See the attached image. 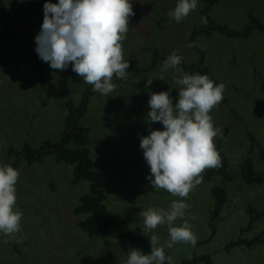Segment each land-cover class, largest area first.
Returning <instances> with one entry per match:
<instances>
[{"label": "rangeland", "instance_id": "rangeland-1", "mask_svg": "<svg viewBox=\"0 0 264 264\" xmlns=\"http://www.w3.org/2000/svg\"><path fill=\"white\" fill-rule=\"evenodd\" d=\"M10 22L18 34L0 42V166H11L15 151L24 144L36 150L44 142L55 143L64 128V103L78 104L87 86L69 65L65 71L53 70L35 51V37L43 23L45 2L58 0H2ZM135 15L129 19V30L122 41L125 61L133 66L147 67L153 53L169 57L173 52L184 61L195 62L197 54L189 45L193 28L204 26L197 8L177 23L169 17L178 0H131ZM249 15L262 21L264 0H218L210 11V20L227 29L242 32ZM22 34L29 47L24 49ZM194 44L201 50L203 66L218 84L225 85L223 100L214 107L212 116L218 135L216 151L224 153L227 170L233 180L227 186V202L214 221L215 231L205 244L192 246L176 243L164 248L180 264L191 256L208 254L212 264H264V240L251 248L243 246L223 251L229 241L241 237L249 240L264 229V216L252 222L241 235L249 217L263 205L264 185L249 187L239 177L238 165L248 155L259 172L257 148L250 153L244 127L264 149V31H252L246 38L211 33L197 36ZM39 74L36 72V67ZM43 80L40 88L38 78ZM176 69L153 70L139 74L127 73V79L114 77L115 90L108 95L92 94L79 125L88 128V150L93 170L103 176V204L106 213L121 218L126 227L150 240L159 238V246L170 239L168 226L160 225L147 236L143 234L141 211L148 208L168 210L176 197L156 189L146 177L150 167L140 148V137L151 130H164L159 122H147L150 93L170 92L173 104L178 100L181 78ZM153 80L146 88L147 80ZM219 145V147H218ZM12 150L8 154V151ZM19 172L14 210L23 213L21 232L15 238L0 234V264H126L132 250L127 242L113 238L88 237L76 225L85 215H74L72 209L80 196L88 193V183L71 184L72 166L57 163L53 154L27 164L18 160ZM220 178L194 187L183 202L188 204L185 216L197 242L208 237L209 211L212 208L210 188ZM196 217L192 219V217ZM8 240L5 243V240ZM19 241V242H17ZM196 242V243H197Z\"/></svg>", "mask_w": 264, "mask_h": 264}, {"label": "clouds", "instance_id": "clouds-1", "mask_svg": "<svg viewBox=\"0 0 264 264\" xmlns=\"http://www.w3.org/2000/svg\"><path fill=\"white\" fill-rule=\"evenodd\" d=\"M197 2L178 0L169 17L181 22L197 8ZM43 13L35 51L51 69L65 71L71 65L84 83L102 95L117 87L112 82L114 76L127 79L130 65L124 59L122 41L129 30V19L135 15L131 0H58L55 4L45 2ZM181 61L182 57L173 52L163 62L162 71L173 68L182 72L177 67ZM152 82L148 79L145 87ZM176 83L181 88L175 105L170 92L150 93L147 122H159L164 130H151L149 135L140 137V148L150 167L151 175L146 179L151 186L186 199L202 183L201 174L220 165L213 142L219 130L214 128L209 113L223 100L225 85H215L207 75L188 73H183ZM18 178L19 172L12 166H0V234L9 238L21 232L23 213L14 210ZM183 199L173 201L168 210L148 208L139 213L145 236L167 224L170 239L158 247L159 238L151 235L150 252L132 249L126 264H164L166 259L173 264V258L165 255V247L171 249L180 242L195 246L197 238L192 225L185 220L182 226H173L189 207Z\"/></svg>", "mask_w": 264, "mask_h": 264}, {"label": "trees", "instance_id": "trees-1", "mask_svg": "<svg viewBox=\"0 0 264 264\" xmlns=\"http://www.w3.org/2000/svg\"><path fill=\"white\" fill-rule=\"evenodd\" d=\"M201 4L199 14L201 18H204V26L199 28H193L189 34V43L194 45L190 47L197 54V60L195 62H188L182 59L181 63L177 66L182 69V72H178L180 75L188 73L190 75L200 74L207 75L210 80L218 85L214 77L209 73L203 64V55L201 50L194 44V40L197 36H210L211 33L223 34L227 37L246 38L252 31H264V17L262 21L249 15V22L245 26L242 32H236L227 29L225 26L217 25L210 20V11L218 0H198ZM206 21V22H205ZM17 30L12 26L10 22V16L7 9L4 6L2 0H0V42L11 39L17 35ZM22 44L24 49L28 50L29 47L26 42V37L22 34ZM168 57H161L152 54L147 67L133 66L131 64L127 69L129 72L145 74L156 66V64L163 65V62ZM36 67V72L39 74V69ZM115 77V76H114ZM113 77V79H114ZM39 87L44 88L43 80L39 76ZM264 94V84L262 85ZM96 92L93 91V86H87L81 95V99L78 104H73L70 100L64 103L66 115L64 118V128L61 131L58 141L55 143L44 142L42 146L36 150L31 149L28 145L24 144L19 151H15L14 154L17 160L11 165L14 169L18 165V160L23 159L27 164H31L38 161L41 157L47 154H53L54 160L57 163H65L72 166L71 184L78 182L88 183V193L79 197L78 204L72 209L74 215H85V218L76 222L77 227L85 233L88 237L97 236L100 238L110 237L117 241H124L129 244L132 249H139L145 254L150 252V240L144 236L137 235L132 229L125 226L123 220L117 216L106 213L103 200L105 198L103 192V176L100 172L93 170V161L89 156L88 150V128L79 125V120L86 113V107L89 97ZM245 135L249 142L250 153L254 147L257 148V158L259 160L261 169L257 172L254 169L251 158L246 157L238 165L239 177L244 185L249 187H257L264 185V149L259 145L250 132L244 127ZM219 147V145H218ZM13 152L8 151V154ZM220 157V165L215 168L206 169L201 175L203 177L202 182H210L213 177L220 178V184L214 185L210 188V196L212 199V208L209 211V223L208 227L210 233L204 240L197 242L195 245L207 243L214 235L215 225L214 221L218 217L219 212L225 206L227 202V184L233 180V175L227 170V159L224 153L217 151ZM262 208L254 215L249 217L247 224L239 229V235L251 228V224L254 220L264 216V194L262 196ZM264 240V229L259 234L252 237L249 240L237 237L234 240L229 241L223 246V251H229L233 247L243 246L247 249L252 246L261 243ZM166 257L169 256L166 250ZM164 264H168L167 259ZM180 264H212L210 256L208 254L191 256L189 259H184Z\"/></svg>", "mask_w": 264, "mask_h": 264}]
</instances>
